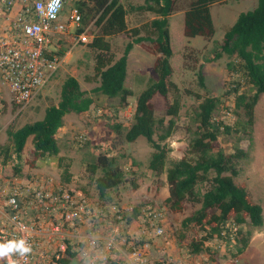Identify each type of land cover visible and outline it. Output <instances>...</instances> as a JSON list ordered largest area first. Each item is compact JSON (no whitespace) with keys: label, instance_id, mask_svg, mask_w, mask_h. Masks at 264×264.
Instances as JSON below:
<instances>
[{"label":"rangeland","instance_id":"obj_1","mask_svg":"<svg viewBox=\"0 0 264 264\" xmlns=\"http://www.w3.org/2000/svg\"><path fill=\"white\" fill-rule=\"evenodd\" d=\"M80 0H65V6H75ZM126 8L125 22L127 28L134 26L140 28V34L153 35L149 22L155 16L147 11L132 9L142 4L144 0H118ZM189 0H175V6L167 17V28L170 36V65L172 68L171 80L179 89L178 94L170 90L166 97L154 94L150 100L153 105L154 117L168 119L166 107L172 102L174 96L178 97L179 109L175 117V123L171 135L163 142L167 149L163 169L159 173H153L147 162L153 150L143 136H138L134 141L127 142L124 139V132L131 121V113L138 93L148 83L156 79L152 64L155 55L145 48L146 43L133 45L129 51L126 62V76L124 86L131 90L127 96V105L121 108L116 118L112 119L110 112L118 102V98H107L100 93L91 92L98 83V77L92 74L93 51L88 47L91 38L101 35L100 27L95 26L94 20L97 14L87 19L84 27L89 39L85 43L70 45L67 34L60 35L61 48L66 52L61 58L58 68L50 79L42 86L36 95L24 106L11 102V94L6 84L0 80V146H6L7 157L0 155V165L7 172H14V166H19L20 171L16 173L22 177H42L57 185L85 193L95 202L114 201L121 204H137L149 201L156 208L164 211V240L169 244H160L157 247L156 262L163 260L167 254H175L181 257L182 253L191 254L192 243L200 241L205 237L206 229L202 226H184L181 220L198 207L197 203L186 204L181 213L169 211L163 205V199L167 196V183L165 181V168L172 161L182 156L187 158L196 157V153L190 152V143L194 137L195 121L194 111L201 97L207 95L221 97L229 80H240L241 74L234 68H227L230 60L225 54L214 61H206L211 53L217 48L223 33L234 22L240 12L251 10L256 5V0H219L209 5V13L213 25V34L209 39L201 36L184 38L182 35L183 11ZM87 7L92 2L85 0ZM109 42L111 58L116 59L122 52L126 41L130 40L126 33H114L101 35ZM66 41V42H65ZM193 50L196 56L187 60L182 57L183 52ZM202 65V73L206 88H199L196 84L195 68ZM136 68L140 69L143 76H138ZM148 74V79L144 77ZM67 76H73L79 83L81 90L92 96V104L83 113L76 114L72 111L62 116V126L58 131L56 143L59 148L56 156L45 157L35 163L33 167L23 162V159L30 158L31 142L30 137L21 153V162H18L12 152V142L6 134V129L14 130L24 123L40 119L45 107L56 104L59 99L60 84ZM242 88L248 93L253 92L252 87L241 81ZM229 110L223 111L224 105L219 104L214 118L221 121L223 125L230 126L228 133L221 132L215 141H212L211 151L230 153L234 147L239 146L246 150V157L238 164V173L233 178L235 183L243 182L248 195L261 208V225L253 227L246 221L240 226L241 232H251L248 244L243 252L232 256L229 247L216 249L214 258H210L213 264H226L235 260L236 264H264V95L257 94L256 103L252 111V125L249 136H243L240 125L243 115L239 109L233 107L232 102H225ZM159 130L155 129V135ZM84 136L83 142H77L76 136ZM98 154L108 158H114L121 169L125 181L108 190L103 197H98L94 178L100 174V170L90 173L86 165L93 162ZM20 164V165H19ZM66 168L70 174L68 180L61 177L63 169ZM130 179H134L137 187L133 188ZM197 190L201 193L206 184H198ZM237 236V235H236ZM207 240V239H205ZM199 246L202 255L211 254L208 252L207 241ZM212 248L211 246L209 247ZM168 249L172 252L168 253ZM151 250V248H150ZM151 255V251H150ZM74 257V258H73ZM69 259L72 264H82L80 259L73 256ZM151 259V258H150ZM153 262V261H152ZM208 262V260H207ZM209 263V262H208Z\"/></svg>","mask_w":264,"mask_h":264},{"label":"trees","instance_id":"obj_2","mask_svg":"<svg viewBox=\"0 0 264 264\" xmlns=\"http://www.w3.org/2000/svg\"><path fill=\"white\" fill-rule=\"evenodd\" d=\"M90 1L92 2L90 7H87L85 0L77 1L75 4L81 15L82 26L88 18L97 14L94 24L100 27L101 35L123 32L128 34L130 39L125 42L121 54L116 59L111 58L110 44L101 35L93 36L88 43V47L94 52L92 74L98 77V83L91 92L100 93L107 98H118L117 104L110 112L112 119L116 118L118 111L127 105V96L131 95V90L124 86V80L127 55L133 44L146 43V50L155 55L152 69L156 79L138 93L130 124L124 132V139L131 142L138 136H143L153 149L147 167L153 173H159L163 169L167 151L163 141L171 135L179 101L178 97L174 96L172 102L167 105L165 112L168 119L164 122L163 118L154 117L150 100L154 94L166 97L170 90L174 91V94L179 93V89L171 80L172 68L169 59L172 51L167 28V17L174 9L175 0H144L142 4L132 8L150 12L155 16L149 22V27L153 30L152 36L140 34L138 27L127 28L126 8L118 0ZM216 1L219 0L188 1L183 11L184 38L201 36L209 39L212 36L214 30L209 5ZM81 30L82 28L77 31ZM69 38L70 43L72 38L70 36ZM58 43L61 44V41ZM184 50L186 52H183L182 57L196 61L193 50H187L186 47ZM62 52L63 49L55 54L61 55ZM222 54L230 57L226 64L227 68H234L241 74V79L229 80L220 98L206 94L197 103L194 111L195 135L190 143V152L196 153L197 156L189 158L182 156L165 168L168 193L163 199V205L171 212L181 213L186 204H198L195 210L181 220L184 226L207 228L205 237L192 243L191 253L199 251L203 240L217 237L224 246L229 247L230 254L236 256L246 248L251 235L249 230L241 232L240 226L246 221L253 227L261 225V208L248 195L245 184L235 183L233 180L238 173L239 161L246 157V150L236 146L230 153L211 151V143L218 138L219 133L222 131L228 133L231 129L230 126L215 120L214 114L219 104H223V111H227L229 106L225 102H232L231 105L239 109L243 115L240 125L242 135L249 136L257 94L264 95V0H256V5L251 10L240 12L236 16L234 22L223 33L210 58L206 57V61H214ZM195 78L197 86L205 89L201 64L195 68ZM241 81L252 87L251 94L242 88ZM92 101V96L80 89L73 76L65 77L60 84L58 101L45 107L40 119L24 123L14 130L6 129V134L12 142L14 157L21 162L24 144L30 137V158L23 159L29 167L50 156H56L60 161L56 139L62 126V116L69 111L83 113L89 109ZM156 128L159 131L154 136ZM7 154L6 146L1 145L0 155L6 158ZM86 170L90 173L100 170V174L94 178V186L100 198L108 190L125 181L114 158L102 154H98L93 162L87 163ZM19 171V166H14V172ZM69 176L68 170L64 168L61 177L68 180ZM130 180L131 186L136 188V181ZM198 184H206L207 187L200 193L196 187ZM229 220L238 226L237 236L235 235L233 240L228 236L229 231L221 228ZM221 231H224V235H220ZM73 256L75 253L68 247L66 257L63 256L62 261L67 264L68 258Z\"/></svg>","mask_w":264,"mask_h":264},{"label":"built area","instance_id":"obj_3","mask_svg":"<svg viewBox=\"0 0 264 264\" xmlns=\"http://www.w3.org/2000/svg\"><path fill=\"white\" fill-rule=\"evenodd\" d=\"M64 5L65 0H0V80L16 105H26L58 68L66 54H55L62 49L60 35L70 36L71 46L89 39L77 7ZM163 220L164 211L149 201L95 202L83 192L0 165V244L23 240L31 247L23 256L0 258V264H65L68 247L84 264H154L149 252L164 239ZM231 223L221 228L233 240L238 226ZM81 226L91 231L82 236L76 232ZM205 241L211 254H167L158 264H213V253L226 246L217 237Z\"/></svg>","mask_w":264,"mask_h":264},{"label":"crops","instance_id":"obj_4","mask_svg":"<svg viewBox=\"0 0 264 264\" xmlns=\"http://www.w3.org/2000/svg\"><path fill=\"white\" fill-rule=\"evenodd\" d=\"M70 7V6H69ZM68 8V6L66 7L65 5H64V9H67ZM134 27H136V26H134ZM139 28V27H138ZM133 45H137V44H133ZM131 50V49H130ZM128 54H129V52H128ZM127 57H128V55H127ZM155 58V57H154ZM154 61V60H153ZM140 71V69H137L136 68V74L138 75V76H143V74H142V72H139ZM144 77H145V79L147 80L148 79V74L146 73V72H144ZM60 129H61V127H60ZM91 231V228H90V226H81V227H79L78 229H77V233L78 234H80V235H82V236H86L87 235V233H89ZM165 239V238H164ZM161 240L160 241V243L159 244H163V243H167V244H169V241H166L165 242V240ZM168 251L169 252H172V250L171 249H168ZM156 252H158L157 251V249H155L154 247H151V255H150V252H149V255H150V258H151V260L154 262V264H158L160 261H162V260H160L159 262H156V259L157 258H155V255H156ZM76 254V253H75ZM170 254H172V253H170ZM75 256H77V257H75V258H77V259H80L81 260V262H82V264H84L83 263V259H81V257H79L77 254L75 255ZM74 258V257H73ZM73 258H71V259H73ZM73 262H67V264H72Z\"/></svg>","mask_w":264,"mask_h":264},{"label":"clouds","instance_id":"obj_5","mask_svg":"<svg viewBox=\"0 0 264 264\" xmlns=\"http://www.w3.org/2000/svg\"><path fill=\"white\" fill-rule=\"evenodd\" d=\"M29 252H31V247L26 246L23 240L0 244V258H4L12 253H19L21 256H23Z\"/></svg>","mask_w":264,"mask_h":264}]
</instances>
